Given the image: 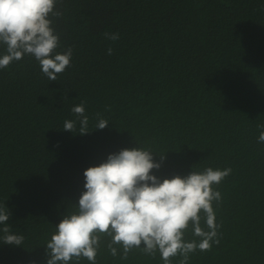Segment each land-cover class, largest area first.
Segmentation results:
<instances>
[{
	"label": "trees",
	"instance_id": "obj_1",
	"mask_svg": "<svg viewBox=\"0 0 264 264\" xmlns=\"http://www.w3.org/2000/svg\"><path fill=\"white\" fill-rule=\"evenodd\" d=\"M56 10L57 52L73 49L57 81L27 55L0 69V204L25 238L0 242V264H47L45 244L85 191L84 171L135 147L166 156L152 172L161 179L232 170L213 186L220 243L188 264H264V0H57ZM81 102L85 135L70 111ZM65 120L77 121L74 133ZM108 242L96 264H163L136 249L113 257Z\"/></svg>",
	"mask_w": 264,
	"mask_h": 264
},
{
	"label": "clouds",
	"instance_id": "obj_2",
	"mask_svg": "<svg viewBox=\"0 0 264 264\" xmlns=\"http://www.w3.org/2000/svg\"><path fill=\"white\" fill-rule=\"evenodd\" d=\"M57 0H0V69L23 59L33 57L41 73L50 82L57 81L71 66V47L57 52L60 37L52 27L53 20L63 15L56 10ZM106 40L119 39V33H103ZM109 47L107 54L112 55ZM79 121V134L89 133L88 116L81 102L70 109ZM76 120H65L63 130L74 133ZM109 122L97 113L95 129H104ZM264 129V123L257 125ZM258 143H264V130ZM156 155V154H155ZM141 147L121 149L109 154L98 166L87 168L83 175L84 189L73 211L63 215L51 238L46 242L47 264H79L84 258L96 264L101 241L109 238V253L127 260L134 249L155 257L160 254L163 264H172V258L181 257L179 264H188L196 251L206 252L213 244L219 245V229L213 203L220 205L219 185L231 174V168H205L185 176L174 175L161 179L152 174L159 170L166 158ZM11 212L0 204V242L21 246L24 236L12 231L7 223ZM204 227L201 226V221ZM191 230L199 239L187 240ZM122 249V251H120Z\"/></svg>",
	"mask_w": 264,
	"mask_h": 264
}]
</instances>
